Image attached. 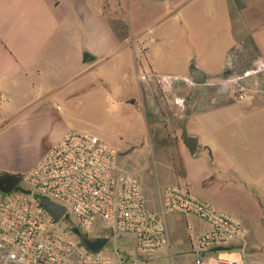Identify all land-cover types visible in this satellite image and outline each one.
I'll use <instances>...</instances> for the list:
<instances>
[{"label":"crops","instance_id":"obj_1","mask_svg":"<svg viewBox=\"0 0 264 264\" xmlns=\"http://www.w3.org/2000/svg\"><path fill=\"white\" fill-rule=\"evenodd\" d=\"M151 1L153 21L144 33L132 24L126 28L132 12H145L141 0H0V175H22L35 166L38 160L27 168L13 163L27 144L49 136L41 157L66 131L76 130L65 118L73 110L66 101L90 94L91 74L107 93L108 72L117 67L120 81L136 82L132 97L138 94L142 102L139 74H164L149 43L165 55L178 46L188 52L180 62L183 68L169 73L168 117L181 120L180 131L185 124L197 144L191 154L181 134V174L171 185L222 212L213 203L217 191H244L256 201L264 225V78L257 79V90L252 80L242 79L253 89L248 93L234 95L216 86L205 91L218 78L264 62V0ZM84 51L94 59L83 62ZM191 62L209 77L207 84L193 83ZM147 82L156 86V81ZM186 155L207 164L208 173L195 179L190 165L195 160L187 161ZM159 190L150 199L153 210Z\"/></svg>","mask_w":264,"mask_h":264},{"label":"built area","instance_id":"obj_2","mask_svg":"<svg viewBox=\"0 0 264 264\" xmlns=\"http://www.w3.org/2000/svg\"><path fill=\"white\" fill-rule=\"evenodd\" d=\"M231 73L212 84L234 95L253 90L252 86L257 90V79L264 78V62ZM157 77L143 72L138 79L147 82ZM158 78L160 82L153 81L167 92L170 77ZM242 79L254 84L246 86ZM20 181L24 188L0 196V264H151L160 249L169 251L166 213L194 215L208 225L191 242L190 264H264L246 257L247 231L239 220L181 186L160 189L158 208L150 210L139 181L118 166L115 150L89 134L66 131ZM42 198L62 206L63 216L84 236L96 229L110 234L103 236L107 241L130 235L132 254L122 256L116 246L112 256L101 249L89 251L53 223ZM219 251L239 253V258L219 257Z\"/></svg>","mask_w":264,"mask_h":264},{"label":"rangeland","instance_id":"obj_3","mask_svg":"<svg viewBox=\"0 0 264 264\" xmlns=\"http://www.w3.org/2000/svg\"><path fill=\"white\" fill-rule=\"evenodd\" d=\"M141 1H143L142 6L146 10L143 14L134 11L130 15V19L127 17V31L132 24L134 29L147 33L149 26L152 25L155 11L149 4L152 1ZM127 7L128 10L133 9L131 3H128ZM155 26L158 27V24H155ZM154 32L156 33V30ZM149 46L153 48L150 54L159 61V71L164 73L153 72L158 77H170L169 73L177 72L179 68H183L182 65L179 66L181 59L186 54L187 50L185 51V48L180 51L178 46L171 47L169 53L165 55L166 53L163 50L161 51L160 46L155 45V43L154 45L149 43ZM124 62L126 63L127 60H124ZM115 69L116 71L113 69L108 72L111 89L107 93L103 92L98 79L96 78V80L95 76L91 74L89 77L91 83L90 94L86 92L85 98L67 100L66 103H71L73 110L65 118L71 128L89 134L115 150L118 166L124 172L132 174L139 181L147 200L146 205L151 209L150 199L155 198L157 188L163 189L167 186H175V184H171L181 174V162L177 155L178 146L181 144V131L179 129L181 120L168 117V102L165 93L157 82L156 86L152 88L145 84L148 82L139 80L143 89L141 102L138 94L137 98L132 97L133 90L137 87L136 82L129 83L125 79L120 81L118 68ZM147 72L149 71H145V73ZM158 77L152 79L160 82ZM171 80H173L172 77L169 78L170 83ZM249 81L251 80L247 79V82ZM214 88L216 87L212 85L205 91L213 92ZM250 91L252 90H244L241 93ZM121 99L124 100L123 103L119 101ZM172 129L174 130L171 131ZM43 137H40L31 145L27 144L22 147V155L16 156L13 163H18L22 168H27L36 160L39 161L47 152L39 157L45 149V140H48L49 136ZM171 156L173 157L172 160ZM186 157L187 161L190 158L193 159L189 155L184 156V159ZM190 165L194 174L196 171L195 179L208 173L207 170H204L205 167L208 168V165L205 166L202 160H191ZM25 174V172H22V176ZM20 188H24L21 181L13 191ZM213 200L215 201L214 204L225 211L224 213L231 214L245 227L247 231L245 236L247 243L246 257L264 262V225L259 221L260 213L256 201L251 196H247L244 191H231V188L228 190L227 187L222 191H217ZM184 216L177 213L165 214L164 220L168 233L169 251L166 248L160 249L151 258V264L191 263L194 258L191 242L194 236L206 230L208 225L194 215ZM57 226L59 227L58 224ZM60 226L75 240H79L78 236L84 237L72 221L62 223ZM91 234L110 235L106 231L99 232L97 229ZM114 246L122 256L132 254L133 242L131 236L120 234L116 241L109 238L100 252L112 256L111 250ZM217 256L238 259L239 253L219 251Z\"/></svg>","mask_w":264,"mask_h":264},{"label":"water","instance_id":"obj_4","mask_svg":"<svg viewBox=\"0 0 264 264\" xmlns=\"http://www.w3.org/2000/svg\"><path fill=\"white\" fill-rule=\"evenodd\" d=\"M94 57L91 56L87 52L82 53V61L89 62L93 60ZM189 75L194 84L203 85L207 84L209 81V77L202 72L194 62H191L188 66ZM181 134H182V141L183 144L187 147L188 151L193 154L196 149L197 138L194 136L187 135L185 124L181 126ZM21 175L19 174H10V173H3L0 175V193L6 194L12 191L16 185L20 182ZM41 205L46 210V212L51 217L53 223H57L62 216L64 215V208L56 203L50 201L47 198H42ZM107 242L105 237H98L95 239L83 238L82 243L92 252H97L102 249Z\"/></svg>","mask_w":264,"mask_h":264},{"label":"flooded vegetation","instance_id":"obj_5","mask_svg":"<svg viewBox=\"0 0 264 264\" xmlns=\"http://www.w3.org/2000/svg\"><path fill=\"white\" fill-rule=\"evenodd\" d=\"M71 220L69 219V217L67 216H62V218L56 223L59 225V227H61L60 225H62V223H66V222H70ZM98 237H103V236H99V235H94V234H89V235H85L84 238H89V239H95Z\"/></svg>","mask_w":264,"mask_h":264},{"label":"trees","instance_id":"obj_6","mask_svg":"<svg viewBox=\"0 0 264 264\" xmlns=\"http://www.w3.org/2000/svg\"><path fill=\"white\" fill-rule=\"evenodd\" d=\"M78 235V234H77ZM78 238H79V240L82 242V239L84 238V237H82V236H78Z\"/></svg>","mask_w":264,"mask_h":264}]
</instances>
